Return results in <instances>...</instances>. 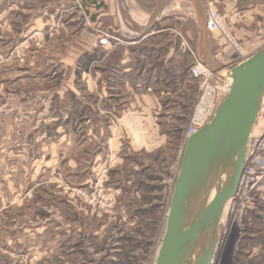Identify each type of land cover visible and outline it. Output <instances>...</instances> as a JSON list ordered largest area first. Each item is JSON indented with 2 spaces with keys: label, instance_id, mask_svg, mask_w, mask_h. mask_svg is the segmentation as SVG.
<instances>
[{
  "label": "rangeland",
  "instance_id": "374dc122",
  "mask_svg": "<svg viewBox=\"0 0 264 264\" xmlns=\"http://www.w3.org/2000/svg\"><path fill=\"white\" fill-rule=\"evenodd\" d=\"M171 1L142 39L129 28L151 10L0 0V264L155 263L201 99L193 56L223 71L264 47V0H203L196 21L213 10L232 40L205 33L209 59ZM263 124L264 105L252 138ZM255 182V204L220 223L214 264H264Z\"/></svg>",
  "mask_w": 264,
  "mask_h": 264
},
{
  "label": "water",
  "instance_id": "95a60500",
  "mask_svg": "<svg viewBox=\"0 0 264 264\" xmlns=\"http://www.w3.org/2000/svg\"><path fill=\"white\" fill-rule=\"evenodd\" d=\"M208 68L227 78L230 89L209 123L186 142L154 264H209L264 105V47L230 69ZM199 241L204 248L194 257Z\"/></svg>",
  "mask_w": 264,
  "mask_h": 264
},
{
  "label": "built area",
  "instance_id": "2783aa9c",
  "mask_svg": "<svg viewBox=\"0 0 264 264\" xmlns=\"http://www.w3.org/2000/svg\"><path fill=\"white\" fill-rule=\"evenodd\" d=\"M206 29L208 32H217L219 33L225 40L231 42L232 40L229 38L225 26L219 20L218 15L211 9L207 10L206 16ZM194 64L191 68V73L194 78L200 79V92L201 99L194 110L193 116L190 120L187 134L193 135L198 130L203 128L209 121L212 119L216 109L222 103L224 98L227 96L230 89V81L227 78L220 76L218 73L212 71L208 67H206L198 57L193 56ZM243 62V61H242ZM202 72V73H199ZM264 126V124H263ZM264 136V134H263ZM253 137V136H252ZM249 140L247 146V157L246 163L243 167V170L240 174L238 185L236 187L235 193H237L239 184L241 183L244 176H251L252 181L249 185H247V189L243 195H248L245 198L250 204H255V198L250 196L254 192L259 191L260 185L257 187L256 179L263 180L264 177V141H263V150L259 151L260 143H253L252 138ZM261 142V141H260ZM262 182V181H261ZM258 188V190H257ZM247 202V203H248ZM252 205H246L245 207H252ZM240 204H238V207ZM239 210V209H238ZM246 212V208H245Z\"/></svg>",
  "mask_w": 264,
  "mask_h": 264
},
{
  "label": "crops",
  "instance_id": "0c3cea01",
  "mask_svg": "<svg viewBox=\"0 0 264 264\" xmlns=\"http://www.w3.org/2000/svg\"><path fill=\"white\" fill-rule=\"evenodd\" d=\"M114 1V4H116L117 11H122L125 9H128L129 11H153L154 14L152 16V20L149 26H146L145 24L137 23L133 21V24L130 25L131 28H129V32L131 33H136V34H141V38H145L146 36H151L154 35L155 33H150L147 34V31L155 28V23L159 22L160 19V12H163L169 3H171V0H109L106 2V0H82V5L84 8L87 10L89 7L93 8L94 10L101 11L105 8L106 5L112 3ZM137 2L139 4H147V6H137ZM215 1L212 2V4ZM176 6L183 5L184 3L187 4V12L189 13V17L191 19L195 20V26L197 27L198 30L201 31V34H203L200 38V47L203 49V56L206 58H210V47L208 43H206V40L204 39V34H208V31L206 29V21L204 23H198L196 21V16H199V12L206 11V7L204 4L203 0H175ZM126 5H129L125 7ZM184 6V5H183ZM235 12H232L231 14L233 15V18ZM147 15H145L146 17ZM207 16V14H206ZM148 17V16H147ZM239 32V31H238ZM235 31V36L238 38V40H243L241 35ZM144 35V36H143ZM200 61L205 64L206 66L210 67L208 64L203 62L198 55ZM214 67V66H213Z\"/></svg>",
  "mask_w": 264,
  "mask_h": 264
},
{
  "label": "bare ground",
  "instance_id": "6f19581e",
  "mask_svg": "<svg viewBox=\"0 0 264 264\" xmlns=\"http://www.w3.org/2000/svg\"><path fill=\"white\" fill-rule=\"evenodd\" d=\"M236 50V49H235ZM199 73H202V72H199ZM263 130H264V126H263V128H262ZM260 130L259 132H258V134L254 137V139H253V143H260V146H259V151H261V149L263 150V141H264V138H262V133H263V130ZM256 132V131H255ZM191 135L190 134H188V138L190 137ZM261 136V137H260ZM188 138H187V140H188ZM261 141V142H260ZM259 180H260V178H259ZM252 181V179H251V176L249 177V173H248V177L247 176H244L243 177V179H242V181H241V183L239 184V187H238V190H237V193L236 194H234L233 196H232V198H230V200L224 205V208H223V211H222V214H221V217H220V223H224V226L226 225V224H228L229 223V220H230V218L232 217V215L233 214H235V210H237V208H238V203L241 201V200H243L244 198H245V196L246 195H243V191L245 192L246 191V189H247V185H249L250 184V182ZM255 181H257V179L255 180ZM257 183V182H256ZM258 184V183H257ZM244 197V198H243ZM242 208V209H241ZM240 209H241V212H242V210L244 209V207H241ZM168 216V215H167ZM166 220H167V218H166ZM165 228H166V222H165ZM221 229H222V227H221ZM165 232V231H164ZM163 235H164V233H163ZM223 235H225V233L223 234ZM222 237V236H221ZM224 238V237H223ZM162 239H163V237H162ZM161 242H162V240H161ZM219 241H218V239H217V243H216V246H215V249H214V252H213V254H212V257H211V259H210V262H209V264H214L213 263V256H215V254H217V251H216V249H217V247L219 246L218 243ZM222 242V241H221ZM204 242L203 241H199V243L197 244V246L195 247V250H194V257L195 256H199L200 254H201V252H202V250H203V248H204ZM161 245V244H160ZM160 248V247H159ZM159 250V249H158ZM158 254V253H157ZM215 259V258H214Z\"/></svg>",
  "mask_w": 264,
  "mask_h": 264
}]
</instances>
